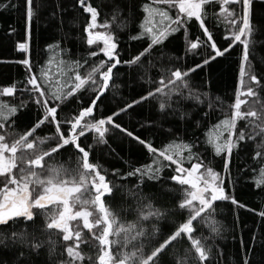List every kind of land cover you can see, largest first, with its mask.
<instances>
[{"label": "snow or ice", "instance_id": "obj_1", "mask_svg": "<svg viewBox=\"0 0 264 264\" xmlns=\"http://www.w3.org/2000/svg\"><path fill=\"white\" fill-rule=\"evenodd\" d=\"M253 3L254 0H149V3L143 5V11L147 15L140 25V33L129 37L132 41L147 39V46L134 57L124 60L119 51L118 36L112 31H93L97 27L110 29L111 23L116 22V17H113L111 23L98 25L100 11L93 5L92 0H75V6L89 16L84 29L85 42L88 46H98V50L89 52V58L102 54L105 59L91 66L83 75L80 70L88 65V59L83 62L58 60L57 63L63 67L60 72L61 79L55 81L49 77L46 68H41L38 72L33 71L29 55L23 60L15 61L22 64L26 70L24 81L19 86L14 83L0 88V227L14 225L19 221L34 225L37 215L35 210H41L47 215L49 206H52L54 211L47 217L43 228L34 227L32 232L12 231L8 235L0 233V248L16 252L12 264H21L22 260L27 259L24 249L29 253L38 254L39 250L47 245L49 255L56 254L57 240L41 239L36 235L37 232L47 233L49 236L56 235L63 242L62 255L66 256L67 260L61 261V264H84L85 261L90 264H162V257L169 253L171 264H210L211 247L205 239L196 236V224L208 223L211 232L219 235L217 222L211 219L215 212V202L230 201L237 207H243L228 192L231 181L226 185L227 176H222L205 165L199 154L193 152V143L173 142L157 149L152 143L117 123L116 119L122 113H128L161 94L165 99L159 104V108H170L167 100L173 93L182 96L183 89L189 87L188 80L194 73L202 71L217 58L230 54L236 46H242L239 75L246 92H237L231 115L209 129L205 143L212 146L215 155L223 156L224 171L230 176L234 150L244 142H255L260 138L262 142L256 145L258 150L252 157L258 167L251 171L257 188L264 187V99L260 96V92L264 91V82L253 74L250 59L256 30L253 23ZM8 7L16 8L18 5L14 4L13 0L0 3V9ZM38 7L36 0H24L25 31L29 39ZM57 9L58 11L53 13L54 16L59 14V5ZM172 10L176 13L174 17L170 15ZM193 23L198 28L199 35L190 31ZM213 24L222 25L226 30L224 39L229 41L228 47L218 46L211 30ZM124 26L118 25L120 28ZM180 32L184 33L185 56H190L193 61L200 56L199 62H194L190 67L181 65L168 69L166 79L162 78L154 90L148 91L138 99L126 101L123 107L111 115L96 119L94 114L103 103L104 95L119 87L114 83L118 74L114 70H118L121 65L142 67L145 58L156 48L162 50L165 42ZM16 50L28 54V40L18 42ZM48 50L56 56L68 51L62 49L59 44L49 45ZM201 50H207V55ZM169 59L183 60L184 57ZM51 63L50 58L49 64ZM86 88L94 94L88 106L77 107L73 114L62 118L63 106L72 99H78V94ZM18 92L28 94L31 104L39 110L40 115L31 128L17 134L18 138L9 143L8 138L13 133L8 129L15 126L18 112L26 107L29 101L21 100L19 105H12L2 98L15 97ZM190 95L198 99L195 93ZM242 96L246 98L242 99ZM242 105H246L243 110ZM239 121L245 122L247 131L237 128ZM42 126H50L54 135L44 139L37 137L36 132ZM113 130L145 146L154 157L151 164L134 169L128 176L139 175L141 179L159 180L163 169L171 167L175 175L170 179L180 186H190L184 187L183 199L177 204L178 209L188 211L187 219L147 253L143 250L142 242L133 244L135 250L132 252L114 255L112 249L113 246L124 247L133 241H142L149 238V235L154 237L158 229L153 225L151 233L146 232L143 222L162 219L164 214L153 210L149 204V210L142 211L135 223L124 225L117 221L104 201L106 195L112 194L113 187L107 182L106 176L101 174L102 169L90 162V149L81 144V138L91 132L95 134L98 144L106 145L105 137ZM224 133H227V136H224ZM45 140H54L55 143L48 150H41L39 145L44 144ZM66 147H71L79 154V166L76 170L78 180L63 179V175L71 173L63 167L57 168L47 163ZM185 162L190 166L185 167ZM84 193H91V197L81 199ZM129 195L135 196L137 193ZM77 203L84 207L73 211ZM89 205L94 211L88 210ZM259 216L264 218V212H260ZM84 230L90 234V239L84 238ZM184 243L188 245L186 249L178 247ZM85 244L97 249L98 255L92 257L83 254L81 245ZM241 247L243 251V242ZM244 264H248L247 259Z\"/></svg>", "mask_w": 264, "mask_h": 264}, {"label": "trees", "instance_id": "obj_2", "mask_svg": "<svg viewBox=\"0 0 264 264\" xmlns=\"http://www.w3.org/2000/svg\"><path fill=\"white\" fill-rule=\"evenodd\" d=\"M36 2L39 7L36 9L37 15L34 17L30 39L25 31L24 0H13V3L18 5L16 8L0 9V88L14 83L19 86L24 81L26 70L22 64L15 61L23 60L26 55L30 56L33 71L38 72L41 68H46L53 81L61 79L60 72L63 65H59L58 60L83 62L88 59V65L80 70L83 75L91 66L105 59L102 54L89 58V52L98 50V46L86 44L84 29L89 16L75 6V0H36ZM0 3H7V0H0ZM92 3L100 11L98 25L111 23L113 17H116V22L111 23L110 29L97 27L93 31H112L118 36L119 51L124 60L134 57L147 46V39L132 41L129 37L140 33V25L147 15L143 11V5L149 3V0H92ZM57 5L60 6L59 14L54 16L53 13L58 11ZM253 11V23L256 30L250 59L253 74L264 82V0H254ZM175 14V10L170 12L173 17ZM120 24L125 26L120 28L118 27ZM211 30L218 46L228 47L229 41L224 39L226 34L224 27L213 24ZM190 31L194 35H199L195 23L192 24ZM183 37V32L170 37L162 50L156 48L142 61V67L121 65L118 70H114L118 73L114 83L119 87L104 95L103 103L94 114L95 118L111 115L123 107L126 101L138 99L146 95L148 91L154 90L159 86L158 82L162 78L166 79L168 69L181 65L190 67L194 62H199L200 56H197L195 61L190 56H185ZM26 40L29 42V53L18 52L17 43ZM54 44L67 49V53L54 55L48 50V46ZM201 51L207 55V50ZM241 53L242 46L238 45L230 54L217 58L202 71L194 73L188 80L189 87L183 89V95L177 96L173 93L167 100V103L171 105L170 108L165 110L159 108V104L165 99L161 94L131 109L128 113H122L116 119L117 123L152 143L157 149H162L173 142L193 143V152L199 154L204 164L222 176H227L226 185L229 180L231 181L228 192L243 207H237L230 201L215 202V212L211 219L217 222L219 235L211 232V226L208 223L197 222L196 224V236L205 239L211 247L210 264H244L245 259L248 264H264V218L259 216L260 212H264V187L257 188L251 171L258 167L252 157L258 150L256 145L262 141L260 138H257L255 142L247 141L234 150L230 176L224 171L223 156L215 155L212 146L205 143L209 129L231 115L237 92L246 90L239 75ZM170 57H184V59L170 60ZM50 58L51 64H49ZM190 93H195L198 99L193 98ZM92 95L94 94L87 88L83 90L78 94V99H72L63 106L61 117L70 116L77 107H87ZM260 96L264 99V91L260 92ZM2 99L12 105H19L21 100L29 101L27 106L18 112L15 126L8 129L13 133L8 138V142L12 143L18 138L17 134L27 131L35 124L40 113L31 104L26 92H18L15 97ZM247 99L251 100V98ZM245 107L246 105H242V110ZM237 128L247 131L244 121H239ZM53 135L54 130L50 126H42L36 132V136L41 139ZM224 136H227V133H224ZM105 139L106 145L98 144L95 134L89 132L81 138V144L90 149V162L102 169L101 174L106 176L107 182L113 187L112 194L106 195L104 201L117 221L124 225L135 223L142 211L149 210L147 208L149 204L153 210H159L164 214L162 219H150L143 222L146 232L151 233L153 225L158 229L154 237L149 235L147 239L133 241L124 247L113 246V253L116 255L132 252L135 250L133 244L138 245L141 242L144 244V252L147 253L187 219L188 211L178 209L177 204L183 199L184 187L190 186H180L172 181L170 177L175 173L171 167L163 169L159 180L141 179L139 175L128 176L127 174L134 169L151 164L153 155L145 146L119 131L109 132ZM54 143V140H45V143L39 147L41 150H48ZM184 154L187 155L186 152ZM79 158V154L74 149L66 147L47 163L57 168L63 167L71 173V175H63V179L78 180L76 170L79 166ZM184 166L189 167L190 164L185 162ZM37 171L40 170L37 169ZM88 179L91 180V177ZM129 193H137V195L133 196ZM90 197L91 193H84L81 199ZM81 207L84 206L77 203L73 209L80 210ZM87 207L89 211H94L90 205ZM49 209L47 215L41 210H35L37 215L34 225H26L19 221L14 225L0 227V233L8 235L12 231L32 232L34 227L43 228L47 217L54 211L52 206H49ZM36 235L44 240L56 239V254L50 256L47 245L40 249L38 254L29 253L27 249H24L27 259L22 260L21 264H61V261L67 260V257L62 255L63 242L58 236H49L41 232H37ZM84 238H91L86 230H84ZM241 242H243V251ZM178 247L186 249L188 245L184 243ZM81 251L86 256L98 255L97 249L88 244L81 245ZM15 255V250L0 248V264H12ZM170 256L171 253L162 257V264H171ZM84 264H90V262L85 261Z\"/></svg>", "mask_w": 264, "mask_h": 264}, {"label": "rangeland", "instance_id": "obj_3", "mask_svg": "<svg viewBox=\"0 0 264 264\" xmlns=\"http://www.w3.org/2000/svg\"><path fill=\"white\" fill-rule=\"evenodd\" d=\"M241 92L244 93V92H246V90H242ZM241 98L244 99V98H246V97H245V96H242ZM73 211H77V210H74V209H73Z\"/></svg>", "mask_w": 264, "mask_h": 264}]
</instances>
